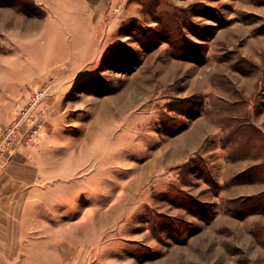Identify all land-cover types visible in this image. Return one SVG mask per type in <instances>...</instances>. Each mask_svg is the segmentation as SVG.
I'll use <instances>...</instances> for the list:
<instances>
[{
	"label": "rangeland",
	"instance_id": "obj_1",
	"mask_svg": "<svg viewBox=\"0 0 264 264\" xmlns=\"http://www.w3.org/2000/svg\"><path fill=\"white\" fill-rule=\"evenodd\" d=\"M38 89L5 164L45 166L75 264H264V0H0V127Z\"/></svg>",
	"mask_w": 264,
	"mask_h": 264
},
{
	"label": "crops",
	"instance_id": "obj_2",
	"mask_svg": "<svg viewBox=\"0 0 264 264\" xmlns=\"http://www.w3.org/2000/svg\"><path fill=\"white\" fill-rule=\"evenodd\" d=\"M69 10L74 12L76 8L73 5ZM73 17L72 14V21ZM243 54L252 58L247 53ZM233 84L244 99L250 97L256 89L254 87L252 93L247 94L235 81ZM253 84H257V79ZM257 111H252L248 122L258 129L264 139V117L261 115V118H256ZM192 141L188 142L189 151L193 148ZM66 166H60L61 170H67ZM45 170L42 163L38 165L32 160L19 161L15 156L0 171V264H75V258L81 256V251L89 248V244L74 242L50 243L43 236L46 234L44 226L38 228L34 225V218L39 217L37 211L42 212L61 198L58 193L49 195L45 191L48 195L39 194L45 183ZM253 193H257V190ZM40 218L43 220V215ZM37 229H40L41 238L40 241H33L32 235Z\"/></svg>",
	"mask_w": 264,
	"mask_h": 264
},
{
	"label": "built area",
	"instance_id": "obj_3",
	"mask_svg": "<svg viewBox=\"0 0 264 264\" xmlns=\"http://www.w3.org/2000/svg\"><path fill=\"white\" fill-rule=\"evenodd\" d=\"M44 95L43 89L34 91L28 105L20 109L15 118L0 127V171L15 150L37 140L41 124L36 125V119L30 114L39 105ZM45 109V107H40V113H43Z\"/></svg>",
	"mask_w": 264,
	"mask_h": 264
},
{
	"label": "trees",
	"instance_id": "obj_4",
	"mask_svg": "<svg viewBox=\"0 0 264 264\" xmlns=\"http://www.w3.org/2000/svg\"><path fill=\"white\" fill-rule=\"evenodd\" d=\"M254 129L259 133L258 129H256L255 127H254ZM260 135H261V134L259 133V136H260ZM261 139H262V137H261ZM260 148H261V149L264 148V139H263V142L260 144Z\"/></svg>",
	"mask_w": 264,
	"mask_h": 264
}]
</instances>
